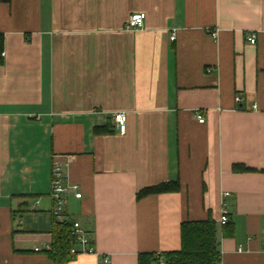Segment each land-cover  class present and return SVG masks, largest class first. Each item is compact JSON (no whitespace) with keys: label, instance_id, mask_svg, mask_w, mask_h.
Here are the masks:
<instances>
[{"label":"crops","instance_id":"0c3cea01","mask_svg":"<svg viewBox=\"0 0 264 264\" xmlns=\"http://www.w3.org/2000/svg\"><path fill=\"white\" fill-rule=\"evenodd\" d=\"M138 11L145 25L125 29ZM0 33V264H54L55 160L82 192L63 217L98 252L66 264H138L208 215L221 264H264V0H0Z\"/></svg>","mask_w":264,"mask_h":264},{"label":"trees","instance_id":"16d2710c","mask_svg":"<svg viewBox=\"0 0 264 264\" xmlns=\"http://www.w3.org/2000/svg\"><path fill=\"white\" fill-rule=\"evenodd\" d=\"M3 44L4 34L0 33V64L4 61V56L2 55ZM95 132L107 133L111 132V130L107 127L96 128ZM233 170L235 172L256 171L255 168L241 163L234 164ZM180 189L181 185L177 181L163 182L142 189L138 192L137 199L139 200L150 194L176 192ZM26 204L24 202L20 207H24ZM19 208L18 212H25V209ZM223 226L224 234L232 231L229 222ZM71 230L72 222L67 220L60 221L54 216L51 248L46 250V254L54 264H66L78 256L71 252V248L77 244L76 238L73 236ZM161 261H164L165 264H221L222 256L218 240L217 221L212 215H208L203 220H188L182 222L180 249L160 253L144 252L138 256V264H160Z\"/></svg>","mask_w":264,"mask_h":264},{"label":"built area","instance_id":"2783aa9c","mask_svg":"<svg viewBox=\"0 0 264 264\" xmlns=\"http://www.w3.org/2000/svg\"><path fill=\"white\" fill-rule=\"evenodd\" d=\"M147 17V13L145 11L134 12L129 15L128 19L125 23V29L128 30H138L145 25V19ZM216 35V33H215ZM171 39H175V32L171 35ZM247 40L250 43H256L257 35L255 33L249 34L247 36ZM4 55V52L2 53ZM207 71H212V67L207 68ZM242 97L240 94L235 96V101L237 103L241 102ZM253 108H257L258 104L255 102L252 106ZM205 111L203 109H195L193 114L198 119L199 122H205ZM114 120L116 127L119 133L124 134L127 131V114L124 111H117L114 114ZM74 193L77 198L82 197V192L80 191V184L77 182H71L68 179V175L63 168V164L60 161L55 160L53 162L52 167V176H51V190L50 196L52 199V213L54 216L59 218L60 221H64L65 214V206L67 204V195L69 193ZM224 195H229L230 193H223ZM229 222L228 211L226 209L222 210L220 223L222 225L227 224ZM73 236L76 238L77 244L76 246L71 248V252L76 255H98V252L93 243L92 237L89 232L83 227L80 221L72 222V230ZM264 245V237L262 239ZM41 247H36L35 250H41ZM242 250V247L239 248ZM104 262L110 261V255L105 254L103 257ZM160 264H165L164 261H161Z\"/></svg>","mask_w":264,"mask_h":264}]
</instances>
